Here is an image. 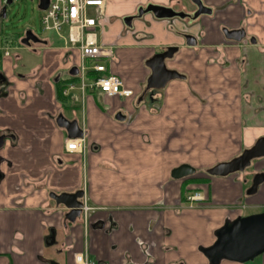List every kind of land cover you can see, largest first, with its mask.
<instances>
[{
  "label": "crops",
  "instance_id": "1",
  "mask_svg": "<svg viewBox=\"0 0 264 264\" xmlns=\"http://www.w3.org/2000/svg\"><path fill=\"white\" fill-rule=\"evenodd\" d=\"M202 1L211 13L197 21L147 13L131 26L123 19L147 4L185 14L194 5L106 1L99 40L114 48L108 69L134 90L128 99L83 92L72 80L65 46L48 39L0 48V69L11 84L0 97V134L8 135L0 149V264H79L78 255L95 264H210L203 250L218 229L257 212L240 205L264 209V185L247 197L243 175L205 171L264 136V0ZM4 5L0 0V12ZM226 30H244L245 37L236 42ZM187 33L196 46L187 45ZM171 46L179 51L167 66L185 78L146 91V61ZM120 112L124 121L116 119ZM60 114L85 132L84 153L66 150L70 138L56 123ZM182 164L196 173L173 179ZM78 190L88 211L71 223L50 193ZM195 190L206 200L182 206ZM256 264H264V254Z\"/></svg>",
  "mask_w": 264,
  "mask_h": 264
},
{
  "label": "water",
  "instance_id": "2",
  "mask_svg": "<svg viewBox=\"0 0 264 264\" xmlns=\"http://www.w3.org/2000/svg\"><path fill=\"white\" fill-rule=\"evenodd\" d=\"M199 7V13H204L207 8L204 7L201 0H193ZM13 0H8L7 5L12 4ZM49 0H39V8L45 10L48 7ZM6 10V8L4 9ZM210 12V11H209ZM143 13H152L158 19H172L184 17V14L177 12L171 7L149 4ZM133 17L124 18V22L132 25ZM230 39L240 41L244 37V32L241 30L225 31ZM186 43L188 46H196L197 40L191 35H185ZM25 46L31 47L32 43H43V41L28 30L26 36L21 40ZM179 47L171 46L165 51L157 53L146 61V65L151 69V75L147 81V90L163 89L167 84L175 79H184L185 76L176 70L169 69L167 61L174 58L178 52ZM78 68L72 67L70 74L72 76L78 75ZM116 119L124 121L126 117L120 112L116 115ZM56 123L60 128L66 130L68 138L76 139L84 135L83 129L80 127L77 120H69L63 114L58 115ZM4 145V137H0V148ZM264 157V137L259 138L256 143L245 149L237 157L218 163L209 169L207 174L211 177H227L234 173L244 171L250 166L251 161ZM196 173V169L189 164H182L174 168L171 172L173 179H182L189 177ZM262 175L257 176L250 189L247 190V195L251 196L256 194L258 186L262 183ZM50 197L58 204L66 207L69 212L66 218L75 223L83 216L84 209V191L78 190L74 193H51ZM203 254L210 264H219L223 260H228L240 264H246L254 261L257 257L264 254V212L254 213L247 216H239L234 220H227L216 233L215 242L203 250ZM49 264H59L56 261H50Z\"/></svg>",
  "mask_w": 264,
  "mask_h": 264
},
{
  "label": "built area",
  "instance_id": "3",
  "mask_svg": "<svg viewBox=\"0 0 264 264\" xmlns=\"http://www.w3.org/2000/svg\"><path fill=\"white\" fill-rule=\"evenodd\" d=\"M106 1L49 0L48 7L42 10L41 23L45 31L54 32L66 40L67 59L72 61V67L78 68L77 77L81 81L80 87L83 92L94 89L108 98H131L134 96L133 89L108 69L114 62V48L99 40L98 29L100 21L105 17ZM6 55L9 53L6 52ZM74 87L73 83L68 85V89ZM63 94H66L64 90ZM85 146L84 137L71 139L66 144V150L84 153ZM199 199H202L199 193L188 197L189 201ZM76 261L79 264H94L81 255L76 257Z\"/></svg>",
  "mask_w": 264,
  "mask_h": 264
},
{
  "label": "rangeland",
  "instance_id": "4",
  "mask_svg": "<svg viewBox=\"0 0 264 264\" xmlns=\"http://www.w3.org/2000/svg\"><path fill=\"white\" fill-rule=\"evenodd\" d=\"M7 1L8 0H5L6 5H7ZM42 16H43V11L39 8V0H13L12 4L7 5L6 16L2 18L1 23H0V29H1L0 48L1 47L11 48L13 47V45L19 44L21 35L27 30L33 31L41 40L45 38V39H48L53 45L64 47L66 45L65 39H62L60 36H58L54 32L45 31L43 29V26L41 23ZM63 35L67 36L66 33H63ZM0 52L2 53L3 51L0 49ZM77 79L78 81H76L75 83H77L78 86H80L81 81L79 80L78 77ZM124 99H128V98H124ZM85 135L86 134L84 132L83 137L86 139ZM86 149H87V139H86L85 151ZM205 171H207V168L205 169ZM195 193H199L202 199L189 201L188 197L190 195L191 196L194 195ZM205 200L206 198H205V195L202 193V191L195 190V191L188 193L187 195L183 197L182 206L186 208L194 209L200 206L199 202H203ZM83 201H84V198H83ZM184 201H185V204H184ZM240 208L244 210V212L261 211V210L262 212H264L263 208L253 209L247 203L241 204ZM85 211H88V210L84 202V209H83L84 214L82 217H84L87 214V212ZM259 257H257L254 261L248 262L246 264H256V261L259 259Z\"/></svg>",
  "mask_w": 264,
  "mask_h": 264
},
{
  "label": "flooded vegetation",
  "instance_id": "5",
  "mask_svg": "<svg viewBox=\"0 0 264 264\" xmlns=\"http://www.w3.org/2000/svg\"><path fill=\"white\" fill-rule=\"evenodd\" d=\"M202 1V0H201ZM191 2H192V4L194 5V10H193V12L192 13H183L184 14V17H181V18H183V19H190V20H192V21H197L198 20V18L201 16V15H203V14H206V13H211V10L210 9H208L205 5H204V3H203V1H202V3H203V5H204V7H206L207 9L206 10H204V13H201L200 15H197V13H199V7L196 5V3L195 2H193V0H191ZM149 4H147L146 6H142V7H140L137 11H136V13H134V14H132V15H130V16H132L134 19H133V21L135 20V19H140V18H142L145 14H147V13H143L142 14V16H140V12H143L145 9H146V7L148 6ZM169 7V6H168ZM7 9V5L5 4L4 6H3V8H2V10H1V12H0V23H1V20H2V18L3 17H5L6 16V10H4V9ZM172 8V7H171ZM173 9V8H172ZM176 11V10H175ZM210 11V12H209ZM177 12H179V11H177ZM182 13V12H181ZM152 14V13H151ZM153 15V14H152ZM130 16H127V17H130ZM154 16V15H153ZM155 17V16H154ZM126 18V17H125ZM177 18H179V17H177ZM173 19V18H172ZM124 20V19H123ZM133 21H132V23H133ZM125 23V22H124ZM28 31V30H27ZM27 31H25L22 35H21V38H20V40H22V39H24L25 38V36H26V32ZM226 31H228V30H226ZM242 32H244V37H245V31L244 30H241ZM34 33V32H33ZM35 34V33H34ZM225 34H226V32H225ZM36 35V34H35ZM185 35H191V36H193V34H191V33H187V34H185ZM185 35H184V37H185ZM193 37H195V36H193ZM226 37H227V35H226ZM244 37L240 40V41H242L243 39H244ZM196 38V37H195ZM228 38V37H227ZM228 39H230V38H228ZM196 40H197V38H196ZM231 40H234V39H231ZM234 41H236V40H234ZM240 41H236V42H240ZM253 42H254V39H253ZM32 45L34 46V45H41V43H32ZM197 45V44H196ZM191 47H194V46H191ZM163 51H165V50H163ZM163 51H161V52H163ZM179 51V50H178ZM161 52H159V53H161ZM157 54V53H156ZM177 54V53H176ZM175 54V55H176ZM154 56V55H153ZM175 57V56H174ZM171 60H173V59H171ZM171 60H168L167 62H169V61H171ZM243 62H245V61H243ZM10 87H11V84H9V80H8V78H7V76H6V73L3 71V70H1L0 69V97H6L8 94H9V89H10ZM153 90V89H152ZM146 91H148L147 89H146ZM4 137V144H5V141H6V139H7V133H1L0 134V137ZM261 137H264V136H261ZM261 137H259V138H261ZM258 138V139H259ZM257 139V140H258ZM256 140V141H257ZM256 141L251 145V146H249V147H247V148H250V147H252L255 143H256ZM4 146V145H3ZM247 148H245V149H247ZM1 149V148H0ZM244 149V150H245ZM243 150V151H244ZM242 151V152H243ZM241 152V153H242ZM234 174H239V175H243V180L246 182V185H247V188H246V196L247 197H251V196H254V195H256L258 192H259V190L261 189V187L264 185V157H260V158H256V159H254V160H252L251 161V164H250V166H248L244 171H242V172H238V173H234ZM262 175V178H263V181H262V183L258 186V189H257V192H256V194H254V195H251V196H248L247 195V190L248 189H250L251 187H252V185H253V183H254V180H255V178L257 177V176H261ZM2 177V173L0 172V178ZM52 193H54V192H52ZM51 194V193H50ZM183 199L181 200V203L183 204ZM184 204H185V201H184ZM262 212V210L261 211H257V212H255V213H261ZM252 214H254V213H252ZM250 215V214H249ZM245 216H247V215H245ZM239 217V216H238ZM236 219V218H235ZM234 220V219H233ZM95 264V263H94Z\"/></svg>",
  "mask_w": 264,
  "mask_h": 264
},
{
  "label": "trees",
  "instance_id": "6",
  "mask_svg": "<svg viewBox=\"0 0 264 264\" xmlns=\"http://www.w3.org/2000/svg\"><path fill=\"white\" fill-rule=\"evenodd\" d=\"M72 80L76 81L77 78H76V77H72ZM63 90H64L63 86L58 87V96H59L60 98H62V96H63Z\"/></svg>",
  "mask_w": 264,
  "mask_h": 264
}]
</instances>
